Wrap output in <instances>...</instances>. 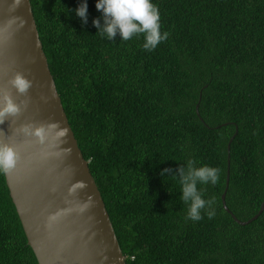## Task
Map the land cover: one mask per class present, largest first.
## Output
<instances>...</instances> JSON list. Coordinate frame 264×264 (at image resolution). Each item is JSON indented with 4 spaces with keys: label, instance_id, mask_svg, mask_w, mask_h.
Here are the masks:
<instances>
[{
    "label": "trees",
    "instance_id": "1",
    "mask_svg": "<svg viewBox=\"0 0 264 264\" xmlns=\"http://www.w3.org/2000/svg\"><path fill=\"white\" fill-rule=\"evenodd\" d=\"M84 2L86 23L76 15ZM96 3L30 0L125 264H264V211L246 225L231 216L246 222L264 203V0H152L169 33L152 52L142 36L97 34ZM189 160L220 169L216 185H198L215 200L211 220L188 219L179 199ZM0 264H37L3 173Z\"/></svg>",
    "mask_w": 264,
    "mask_h": 264
},
{
    "label": "water",
    "instance_id": "2",
    "mask_svg": "<svg viewBox=\"0 0 264 264\" xmlns=\"http://www.w3.org/2000/svg\"><path fill=\"white\" fill-rule=\"evenodd\" d=\"M13 0H0V89L11 93L21 105L17 116L0 124V143L19 153L16 166L3 173L9 197L37 264H125L101 194L68 124L60 97L39 39L30 0L14 12ZM20 17L24 23L15 19ZM9 21H11L9 23ZM21 72L32 81L27 96H21L8 81ZM53 123L59 129H51ZM25 125L44 126L43 143L26 136ZM66 135L59 137L58 130ZM234 137V136H233ZM233 137L229 140V151ZM229 165V162H228ZM227 170L221 203L226 213ZM264 211L240 225L255 221Z\"/></svg>",
    "mask_w": 264,
    "mask_h": 264
},
{
    "label": "clouds",
    "instance_id": "3",
    "mask_svg": "<svg viewBox=\"0 0 264 264\" xmlns=\"http://www.w3.org/2000/svg\"><path fill=\"white\" fill-rule=\"evenodd\" d=\"M22 0H13L9 6V11L14 12ZM96 9L103 13L104 23L101 25L99 19L93 20V25L98 29L97 34L107 40H113L117 33L120 34L122 41H129L133 38L143 37V49L148 52L154 51L157 46L167 40L169 33L161 31V15L159 8L152 0H97ZM76 15L85 23L87 22V3H81L76 9ZM21 26L24 21L16 17ZM11 21H9L10 23ZM8 83L21 96H27L28 90L32 87V81L27 79L21 72L15 75ZM29 99H22L19 103L15 102L10 92L0 89V124H3L8 116H17L21 112V105L27 108ZM51 129H59V125L53 123L49 126ZM21 131L26 136L36 137L43 143L45 138V127L25 125ZM56 135L63 137L65 130H58ZM19 153L8 143H0V173L11 171L19 160ZM196 162L189 160L186 166L178 169L179 184L182 195L180 201L188 205L187 218L193 222L203 219L204 212L208 219L215 217L214 198L204 199L203 192L198 185H207L211 183L216 185L220 181V169L209 165L200 167L195 166ZM170 169H164L161 175L170 172ZM177 179L176 175L171 176Z\"/></svg>",
    "mask_w": 264,
    "mask_h": 264
}]
</instances>
